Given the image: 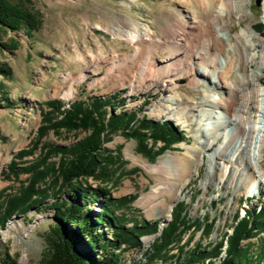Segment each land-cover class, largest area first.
<instances>
[{"label": "rangeland", "instance_id": "rangeland-1", "mask_svg": "<svg viewBox=\"0 0 264 264\" xmlns=\"http://www.w3.org/2000/svg\"><path fill=\"white\" fill-rule=\"evenodd\" d=\"M27 1L42 20L40 31L31 39L23 33H8L0 38V64L11 70L9 78L0 77V84L4 86L9 100L0 96L2 197L15 195L31 177L23 173L14 180L5 171L15 161L26 167L40 158L39 151L22 160L18 155L30 150L38 141V130L43 122L41 111L46 110L48 101L56 100L69 107L77 101L88 102L117 95L120 100L114 104L115 115L136 112L139 119L167 122L184 136L183 142L174 145L171 151L158 157L154 163L137 152L135 141L125 139L121 134L114 135L105 144V148L114 155L120 151L126 164L122 169L126 177L111 198H135L116 214L129 221L127 228H132L133 222L143 221L159 225L158 234L141 239L143 251L150 248L172 221V212L178 204L184 205L192 228L184 233L180 243L172 247L171 255L175 257L182 247L184 252L189 253L198 245L206 247L217 243L225 233L231 236L237 215L242 220L248 211L261 210L264 204V145L258 149L260 157L256 161L253 157L257 135L247 136L255 140L246 157L244 152L241 153L244 155L239 162L238 157L227 158L225 153L214 160L217 163H214L211 178L208 155L222 144L223 139L219 138L212 148H205L201 160L194 153V150L204 151L198 141L205 140L201 131L210 118L206 117L202 123L195 121L202 119L200 112L208 108L203 107L202 101L207 97L224 101L229 93L225 88L210 87L185 56L190 55L197 66H206L211 58L219 55L217 50L220 49L210 47L207 50L202 28L191 36L175 59L171 51L159 45L169 38L172 29L176 34L180 33L175 26L183 19L191 24V18L196 16L197 22L204 23L206 15L203 8L198 4H189V0ZM209 19V30L214 32L215 17ZM216 21L221 31L226 33L221 40L223 46L227 53L239 60L240 73L246 79L248 89L245 92L242 125L248 127L252 124L254 128L264 130V52L257 49L256 60L244 63V50L238 46L244 41L241 32L247 30L253 43L258 45L259 42L264 47V38L255 31L258 24H264V0H234L230 11ZM134 32L149 34L152 40L134 44L129 40V33ZM1 45L7 49L4 50ZM226 51L223 50V54ZM100 58L105 61L97 62ZM182 60L187 64L178 66ZM196 79L201 80L198 86L194 85ZM234 79L233 75L229 82ZM166 81L171 84L169 87L163 86ZM69 91H72L71 97L64 98ZM168 97L177 98L172 104L176 108L173 112L181 115L186 127L177 120L162 116V104L171 106V103L163 102ZM239 103L240 100L236 102V107ZM153 109L160 112V117L151 116ZM85 136V133L50 131L41 140V146L69 147ZM162 146L158 143L156 150ZM169 156H174L180 165L171 161L164 168L159 167V172H152L150 166H161ZM58 160L53 157L48 162ZM176 171L182 175L176 176ZM250 177L255 183L252 191L248 189ZM88 183L92 188L99 186L94 180ZM156 187L162 188L161 194L153 201L152 191ZM53 201H48L45 206ZM91 207L94 213L101 210L100 204L95 203ZM177 212L180 213L179 210ZM53 215L51 208H44L31 211L27 218L15 217L9 221L6 228L0 231V259L4 253H9L18 264H43L50 256L47 235L54 224ZM206 225L214 226L210 237L203 235ZM145 239L151 240L146 243ZM263 239L264 234L243 245L252 244L253 253H256ZM225 249L226 246L220 258L208 260L205 264H220L226 257ZM124 256L129 264L141 260L142 252L130 250ZM168 264H175V261Z\"/></svg>", "mask_w": 264, "mask_h": 264}, {"label": "trees", "instance_id": "trees-1", "mask_svg": "<svg viewBox=\"0 0 264 264\" xmlns=\"http://www.w3.org/2000/svg\"><path fill=\"white\" fill-rule=\"evenodd\" d=\"M41 27V18L27 0H0V38L8 33H23L31 39ZM255 31L264 38V24H258ZM1 48L7 49L4 45ZM10 74L9 67L0 64V77L7 79ZM0 96L9 101L2 84ZM119 100L115 95L107 99L77 101L69 107L56 100L45 104L38 141L30 150L18 155L22 160L39 151L40 158L26 167L15 161L5 171L14 180L23 173L31 177L15 195L2 197L0 194V231L15 217L27 218L31 211L51 208L54 224L47 235L51 251L43 264H127L124 255L130 250L142 252V257L129 264H168L171 261L205 264L220 258L225 246L226 257L220 264H264V239L256 253H253L252 244L243 245L264 234V204L259 212L248 211L242 220L237 215L231 236L225 233L217 243L206 247L198 245L189 253L182 247L175 257L171 255L172 247L192 228L184 205L178 204L172 212V221L150 248L143 251L141 239L158 234L159 225L143 221L133 222V227L127 228L129 221L116 214L135 198H111L126 177L122 174L126 164L120 151L114 155L105 144L114 135L121 134L125 139L135 141L137 152L154 163L174 145L183 142L184 136L169 123L139 119L136 112L115 115L114 104ZM50 131L85 133L86 136L69 147L41 146V140ZM158 143L163 146L156 150ZM53 157L59 158L58 162L49 163ZM89 180L98 182L99 186L92 188ZM50 200H54L53 203L45 206ZM95 203L101 205L98 213L91 207ZM213 229V225L204 226L203 235L210 237ZM0 264L18 263L9 253H4Z\"/></svg>", "mask_w": 264, "mask_h": 264}, {"label": "bare ground", "instance_id": "bare-ground-1", "mask_svg": "<svg viewBox=\"0 0 264 264\" xmlns=\"http://www.w3.org/2000/svg\"><path fill=\"white\" fill-rule=\"evenodd\" d=\"M233 1L234 0H189V4L192 3L198 4L201 8H203V12L207 16V17L205 16L204 18V23L197 22L196 16H193L191 18L192 21L191 24L185 19H183L175 26V30H179L180 33L176 34L172 29L170 35L168 36L169 38L165 40L163 44H159L161 45V47H165L167 50L171 51L172 52L171 56L175 59L181 52L185 43L191 38V36L202 28V31L204 32L206 38L207 50H210V47L215 49H220L217 50L219 51V55L211 58V60L207 62L206 66H201V65L197 66L193 63V60L192 58H190V55L185 56V59H187V61L189 60L192 62L190 66L197 71V74L201 75L205 79V81L209 84L210 87H215L219 89L225 88L229 93L227 99L224 101L221 100L220 98L207 97L206 98L207 100L205 99V101H202L203 107L204 106L208 107L205 111L200 112V117L203 118L202 119L199 118V120L198 119L195 120L196 122L201 121L200 123H202L205 121L206 117H210L204 124V128L201 131V133L205 137V140L198 141L199 147L201 146V148H203L204 151L200 152L194 150V153L197 154L196 157H198L199 160L202 159L200 158L201 154L206 152L205 148L213 147L219 136H222L221 138L223 139L222 144L216 147L214 151L208 155L207 162L209 163V169H210L209 178H211L212 171L215 165L214 163H217L214 160L223 157L224 153L227 154V158L233 159L238 157V162H239L240 160H242V157L244 155V154L241 155V153L244 152L246 157L247 156L246 153H248V150H250V148L252 147L253 141L256 139L254 143L255 144L254 148L256 150V153H254L253 158L257 161L260 157L258 149L260 150V148L262 147L261 145H264L263 129L261 130L254 128L252 124L249 125L248 127H244L242 125L243 123L242 112L244 109L243 105H245V96H246L245 92L248 89L246 79L244 78L243 74L240 73L239 60H237V58L227 53L226 47L223 46L221 40L225 38L226 33L221 31V26H219L216 21L218 18L223 17L228 11H230L231 3ZM212 16L215 17L213 21L214 32L209 30L211 26L209 23L210 20L209 18H212ZM204 24L206 25L203 28ZM240 35L244 41L243 43H238V46L242 50H244V54H243L244 63L254 62L256 60L255 57L258 54L257 49H259L260 52H264V47L258 41H257L258 45H255L251 39V36L248 34L247 30L242 31ZM129 40H131V42H133L134 44H137L138 42L140 43L141 40L151 41L152 37L149 34H141L134 32L133 34L129 33ZM223 50L226 51L225 54H223L222 52ZM193 59L196 58L193 57ZM104 61L105 60H103V58H100L99 61L97 62H104ZM184 64L187 63L182 60V63H180L178 66H183ZM233 75L235 76V79L229 82V80ZM199 81L201 80L196 79L194 81V85L198 86L200 83ZM169 84L170 83H168L167 81L163 82L164 87H169ZM71 93L72 91L67 92L64 95V98L69 99L71 97ZM175 100H177L176 97H168L167 99H164L163 102L171 103L172 106V104L175 103ZM238 100H240V103L237 104L236 107V102H238ZM171 106L162 104V116H166L169 120H177L178 123H181L183 125L184 123L183 121H181V115L179 113L174 114L173 111L176 108H173V106L172 107ZM159 113H157V111L153 109L151 111V116L158 118L161 115ZM183 126L186 127L185 124ZM250 134H255L258 136V138L249 139L247 136ZM196 136L198 137L200 135L196 134ZM238 155H240V157ZM171 161H175V163L177 162V165H180L178 160L174 159V156H169L168 158L164 159V162L162 163L161 166H150V168L152 172H159L158 171L159 167L164 168L166 166L165 164L170 163ZM181 175L182 173L179 175L177 174L176 171V176H181ZM254 188H255L254 180L250 177L248 189L252 191ZM161 189L162 188L160 187H156L152 191L153 201L159 197V195L161 194ZM150 240L151 239H145V242L148 243L150 242Z\"/></svg>", "mask_w": 264, "mask_h": 264}, {"label": "built area", "instance_id": "built-area-1", "mask_svg": "<svg viewBox=\"0 0 264 264\" xmlns=\"http://www.w3.org/2000/svg\"><path fill=\"white\" fill-rule=\"evenodd\" d=\"M240 157V155H238Z\"/></svg>", "mask_w": 264, "mask_h": 264}, {"label": "water", "instance_id": "water-1", "mask_svg": "<svg viewBox=\"0 0 264 264\" xmlns=\"http://www.w3.org/2000/svg\"><path fill=\"white\" fill-rule=\"evenodd\" d=\"M171 125V124H170ZM172 126V125H171Z\"/></svg>", "mask_w": 264, "mask_h": 264}]
</instances>
